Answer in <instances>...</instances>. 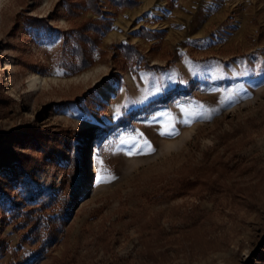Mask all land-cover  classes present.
<instances>
[{
	"label": "rangeland",
	"instance_id": "1",
	"mask_svg": "<svg viewBox=\"0 0 264 264\" xmlns=\"http://www.w3.org/2000/svg\"><path fill=\"white\" fill-rule=\"evenodd\" d=\"M144 1L107 5L116 16L105 52L73 72L71 29L96 15L70 17L64 0H0V264H264V0H149L118 28L125 38L109 39ZM142 27L166 36L153 41L136 34ZM202 61L232 67L230 81L215 82L229 92L207 97L204 79L170 85ZM186 106L201 117L181 127L175 109ZM64 129L74 131L66 146ZM32 151L33 174L19 175L20 154ZM197 168L216 187L170 197L163 185ZM39 191L72 198L47 246L43 222L30 232L9 213L11 199L35 204Z\"/></svg>",
	"mask_w": 264,
	"mask_h": 264
},
{
	"label": "trees",
	"instance_id": "2",
	"mask_svg": "<svg viewBox=\"0 0 264 264\" xmlns=\"http://www.w3.org/2000/svg\"><path fill=\"white\" fill-rule=\"evenodd\" d=\"M67 12L70 17H79L85 12H92L96 16L89 17L81 22H77L71 29V40L73 41L72 51L77 58V63H72L73 72H81L91 66L95 62V55L97 52L104 53L101 49L102 38L111 30L113 25V19L116 16V12H112L106 9L109 8H134L140 5V0H64ZM116 49H123L125 55L128 57H138L142 55L141 51L133 44H117ZM158 65H150L145 63V68H156ZM133 112V111H132ZM76 133V132H75ZM77 134V133H76ZM74 135V131L70 129H64L58 135L59 143L66 146ZM42 144V141L40 142ZM41 151L45 155L47 150L41 146ZM35 152H24L20 154L19 170L18 174L24 173L33 174L34 167L38 160ZM211 167L210 163L205 164L202 170ZM200 168L194 170V173L183 175L179 178L169 180L163 185L164 188L170 190V197L183 195L191 190V188L199 187L201 190H212L216 187L214 180H211L209 174L205 175L202 171L198 173ZM197 173V174H196ZM196 174V176H192ZM38 201L35 204L26 203L23 204L14 199L9 202L10 212L14 219L23 216L24 219L20 223H24L23 226L31 224L30 232L39 231L40 224L43 222L45 227V235L43 236V244L45 246L50 245L51 242L57 238L59 230L63 229L66 221V214L71 205V197L67 194H63L62 191L53 194L51 192L44 193L38 192ZM59 210L50 215L47 213V209L52 205H58ZM5 206V204H4ZM53 206V207H54ZM43 209L44 214H37L39 210ZM2 221H0L1 225ZM8 249V243L4 239H0V257L5 254Z\"/></svg>",
	"mask_w": 264,
	"mask_h": 264
},
{
	"label": "crops",
	"instance_id": "3",
	"mask_svg": "<svg viewBox=\"0 0 264 264\" xmlns=\"http://www.w3.org/2000/svg\"><path fill=\"white\" fill-rule=\"evenodd\" d=\"M210 1H216V0H210ZM220 1V0H218ZM221 1H225V0H221ZM149 7V0H145L143 5L137 10L134 11L133 13L128 15V18H120L117 19V21L114 23L115 25V29L113 31H118V28H125V26H127L128 24V20H138L146 11H148L150 8ZM120 21V22H119ZM123 22V23H122ZM117 24H119L117 26ZM118 27V28H117ZM125 30V29H124ZM111 31L110 34L113 32ZM163 29H157V30H151L147 27H142L139 31H136V34H140L143 36H152L153 41H158L160 40L159 38L161 37L160 35L162 34ZM234 32H229V35L233 34ZM126 37L125 34H122ZM166 36V35H165ZM163 36V37H165ZM197 36L200 38L203 35H200V33L197 34ZM161 37V38H163ZM206 37H208V39H211V34L206 35ZM228 37V35H227ZM224 40H226V38ZM204 38V37H202ZM123 39V38H121ZM214 41V43L217 41L216 39H212ZM191 68L189 70L186 69H181L182 71H180L176 76L173 74H171L173 77H171L172 79L169 80L170 85L174 84L176 85L177 83H179L178 81H181L182 79H184L186 81V83H192L195 80H200V79H204L206 81V90H207V95L205 93V95L207 97L211 96H219L222 95L226 92L230 91V88L224 84H220V82L218 84H215V82H218L219 80H226L229 79V81L232 79V74H233V69L231 66H226L223 64H218L215 62H206V61H202V62H197V63H192L191 64ZM177 72V71H176ZM264 73V72H262ZM176 74V73H175ZM261 74V73H260ZM180 79V80H179ZM228 81V80H227ZM168 84V83H167ZM167 85L165 90H169L171 89L172 86ZM161 93L159 92L158 94H154L152 98H156L158 96H160ZM151 100V99H149ZM195 102V101H194ZM196 104V103H194ZM191 107H178V109H175V114L178 116V120L180 122V124L182 125L181 127H184L183 125H190V123H192L193 121H195V119H198L197 117H201V114L198 113V111L195 109V111H197V115L191 111ZM175 119L177 120V118H174L173 121H175ZM178 122V123H179ZM171 123V122H170Z\"/></svg>",
	"mask_w": 264,
	"mask_h": 264
},
{
	"label": "bare ground",
	"instance_id": "4",
	"mask_svg": "<svg viewBox=\"0 0 264 264\" xmlns=\"http://www.w3.org/2000/svg\"><path fill=\"white\" fill-rule=\"evenodd\" d=\"M150 3V2H149ZM120 22V21H119ZM123 23V22H122ZM119 24H117L118 26ZM120 26V25H119ZM118 28V27H117ZM113 38H125L124 35L118 33L116 30L113 31L110 35H109V39H113ZM39 81V77H35L31 80V84L32 85H36V83ZM104 94L107 96V97H114L115 95V85L114 84H109L108 86H106L104 88Z\"/></svg>",
	"mask_w": 264,
	"mask_h": 264
},
{
	"label": "snow or ice",
	"instance_id": "5",
	"mask_svg": "<svg viewBox=\"0 0 264 264\" xmlns=\"http://www.w3.org/2000/svg\"><path fill=\"white\" fill-rule=\"evenodd\" d=\"M149 149H150V151H154V149H151L150 146H149ZM139 154H142L140 150H136V151H132V150H130V151L127 152V155H128V156H134V155H139ZM116 178H117V177H115L114 175H112V176L110 177V179L105 180V179L103 178V176H100V177H98V181H99L100 183H110L111 180H114V179H116Z\"/></svg>",
	"mask_w": 264,
	"mask_h": 264
}]
</instances>
